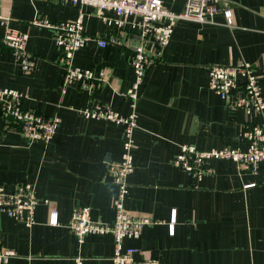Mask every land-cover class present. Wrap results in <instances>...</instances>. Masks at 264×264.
<instances>
[{
    "label": "crops",
    "instance_id": "1",
    "mask_svg": "<svg viewBox=\"0 0 264 264\" xmlns=\"http://www.w3.org/2000/svg\"><path fill=\"white\" fill-rule=\"evenodd\" d=\"M162 2L173 12L183 7V0ZM221 2L231 10L232 25L225 24L222 13L213 23L178 21L168 45L155 47L158 61L144 71L125 208L155 223L145 226L138 239L125 241L137 249L135 259L264 264V162L252 173L239 171L229 160L210 159L205 163L209 172L198 180L173 164L184 144L200 150H244L240 131L264 125V111L231 109L208 86L209 67L244 61L258 69L264 100V0ZM37 15L58 24L74 19L77 10L60 0H0V40L6 27L27 34L25 47L34 59V67L24 73L0 42V87L26 94L24 107L59 117L55 135L43 144L26 140L5 124L0 109V186L10 192L29 183L41 201L36 223L29 228L0 213V248L15 252L8 264H74L75 257H82L83 264H111L110 234L87 235L78 243L68 225L73 210L83 206L90 208L92 219L114 220L116 188L104 161L120 158L122 128L84 119L78 111L92 97L124 116L130 113L124 97L133 82L129 53L113 44L88 43L75 53L73 63L84 69L106 67L107 81L92 92L72 83L60 94V49L51 31L32 25ZM84 29L103 39L116 32L94 15L85 19ZM51 209L57 213V226L47 224Z\"/></svg>",
    "mask_w": 264,
    "mask_h": 264
},
{
    "label": "built area",
    "instance_id": "2",
    "mask_svg": "<svg viewBox=\"0 0 264 264\" xmlns=\"http://www.w3.org/2000/svg\"><path fill=\"white\" fill-rule=\"evenodd\" d=\"M77 10L72 20L50 23L37 15L32 25L51 31L53 40L60 49L58 64L63 70L60 94L66 87L76 83L80 90L92 92L107 81L108 69H84L74 65L75 53L90 42L99 47L117 45L129 53V63L133 70V82L124 93L129 100L130 113L126 116L112 107L103 105L91 97L88 106L79 110L84 119L103 120L120 125L121 155L118 160L104 161L106 175L116 188L112 201L114 220L111 223L90 217L87 206L73 210L68 228L78 243L87 235L110 234L113 239L111 264H162L154 257L135 259L137 249L126 246L128 239H138L145 226L155 223L147 216L136 215L126 210L125 199L128 193L127 177L134 169V130L137 127L136 107L140 96L144 71L158 61L160 52L155 50L168 45L173 29L178 21L213 23L215 16L222 13L225 24L232 25V15L226 3L221 0H183L180 12L167 9L162 0H60ZM88 9V10H87ZM94 15L103 23L116 29L109 39L90 36L85 32L84 21ZM28 35L14 28L6 27L1 44L18 59L21 70L26 73L34 67L33 56L26 50ZM258 69L248 62L231 65H212L208 69V86L231 109L244 113H262L264 100L259 85ZM239 94L234 99L233 95ZM92 96V95H91ZM26 94L14 89L0 87L1 117L5 124L12 125L28 141L49 143L55 135L59 117L54 114L45 116L34 109L23 106ZM238 139L246 143L244 150L238 146H223L200 150L192 144H184L173 160V164L183 169L192 179L198 180L209 172L205 163L210 159L229 160L239 171L256 173L258 165L264 162V125L245 126ZM29 183L18 185L13 191L0 186V213L21 222L25 227L33 226L35 209L40 203ZM47 204L49 201L42 200ZM47 224L57 226V213L51 209ZM15 252L0 248V264H8ZM74 264H83L82 257H75Z\"/></svg>",
    "mask_w": 264,
    "mask_h": 264
}]
</instances>
